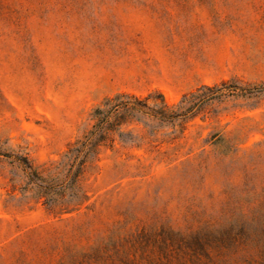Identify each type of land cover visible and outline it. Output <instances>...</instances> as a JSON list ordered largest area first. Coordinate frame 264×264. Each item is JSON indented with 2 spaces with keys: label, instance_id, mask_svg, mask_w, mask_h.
<instances>
[{
  "label": "rangeland",
  "instance_id": "rangeland-1",
  "mask_svg": "<svg viewBox=\"0 0 264 264\" xmlns=\"http://www.w3.org/2000/svg\"><path fill=\"white\" fill-rule=\"evenodd\" d=\"M202 85L218 89L182 126L132 124L101 145L71 213L24 197L0 155V264H70L115 239L135 264H264V0H0V148L11 156L55 163L115 93L176 104ZM242 225L248 237L229 251L131 246L144 231Z\"/></svg>",
  "mask_w": 264,
  "mask_h": 264
},
{
  "label": "trees",
  "instance_id": "trees-1",
  "mask_svg": "<svg viewBox=\"0 0 264 264\" xmlns=\"http://www.w3.org/2000/svg\"><path fill=\"white\" fill-rule=\"evenodd\" d=\"M216 89L215 85H202L195 93L184 94L176 104H168L160 93L140 97L129 92H118L105 97L93 108L91 128L69 143L55 163L34 165L26 156H11L2 152L1 148L0 155L8 158L6 160L13 168L20 170L19 174L15 173L17 176L13 174L10 177V181L13 188L16 181L21 183L19 190L24 197L41 201L49 212L59 215L71 213L87 200L79 180L86 166L96 160L101 145L112 142L115 136L125 139L126 133L122 128L132 124H140L153 133L162 126H182L201 109L204 101L214 96L206 92ZM238 236L248 237L243 225L237 233L231 227L219 232L198 230L188 234L163 228L156 233L139 232L132 238L131 246L144 253L150 243L165 248L177 241L193 253L207 255L211 248L217 252L229 251ZM135 259L115 239L71 256L70 264H135Z\"/></svg>",
  "mask_w": 264,
  "mask_h": 264
}]
</instances>
